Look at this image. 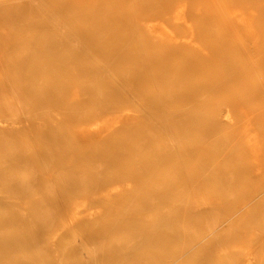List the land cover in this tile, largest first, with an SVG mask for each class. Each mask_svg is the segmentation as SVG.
Listing matches in <instances>:
<instances>
[{
	"label": "bare ground",
	"instance_id": "1",
	"mask_svg": "<svg viewBox=\"0 0 264 264\" xmlns=\"http://www.w3.org/2000/svg\"><path fill=\"white\" fill-rule=\"evenodd\" d=\"M0 23V264H264V0H0Z\"/></svg>",
	"mask_w": 264,
	"mask_h": 264
},
{
	"label": "rangeland",
	"instance_id": "2",
	"mask_svg": "<svg viewBox=\"0 0 264 264\" xmlns=\"http://www.w3.org/2000/svg\"><path fill=\"white\" fill-rule=\"evenodd\" d=\"M7 30L17 31L15 28H11V27L10 28H6L3 23H0V31L1 32H5ZM0 37H1V35H0ZM1 42L2 41L0 40V61H1L0 63L4 66V67H1V69H0L1 74L3 75L1 78H8V77H10V76H12V75L15 74V70L13 68H11V67H7L9 65V63L12 62L13 60H10L9 59L8 51H5L4 50L5 46L3 44H1ZM51 181L54 182V180H51ZM112 190L117 191L116 187H114V186H108V187L105 188L104 191H102V193L104 194V193H106L108 191H112ZM97 192H98L97 190H91V191H89L87 193L86 192L85 193H82L81 196H79V198H76L75 199L74 205H78L79 203L83 202V197L85 195H87V196H92L93 195L94 196ZM36 195H38V194H36ZM116 199H118V197L107 196L106 199L103 201L102 205L92 203L91 204V208L88 211L96 212V211H99V210H104L105 207L107 206V204L109 202H111L113 200H116ZM24 206L26 208H28L30 206V203L28 202ZM81 207H84V206L82 205ZM70 215H71V213L65 214L64 216L66 218H68V217H70ZM84 215H85L84 213L78 214L79 217H84ZM103 222H104L103 220H100L99 218H97L95 216L93 219H91V221L88 222V224H90V225H93V224H102ZM86 230H87V228L86 229H83L82 228L76 234L77 235H80L81 233L85 232ZM114 241L116 242L117 239H114ZM216 259H217V256H216Z\"/></svg>",
	"mask_w": 264,
	"mask_h": 264
}]
</instances>
